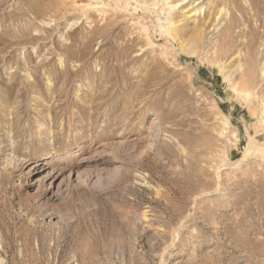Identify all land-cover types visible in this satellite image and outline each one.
Here are the masks:
<instances>
[{"label":"rangeland","instance_id":"374dc122","mask_svg":"<svg viewBox=\"0 0 264 264\" xmlns=\"http://www.w3.org/2000/svg\"><path fill=\"white\" fill-rule=\"evenodd\" d=\"M0 264H264V0H0Z\"/></svg>","mask_w":264,"mask_h":264},{"label":"bare ground","instance_id":"6f19581e","mask_svg":"<svg viewBox=\"0 0 264 264\" xmlns=\"http://www.w3.org/2000/svg\"><path fill=\"white\" fill-rule=\"evenodd\" d=\"M198 15V13L196 12V11H194L193 10V12H192V14L189 16L190 17V19L193 17H196ZM204 21V20H203ZM204 24V23H203ZM202 26V25H201ZM206 26V25H205ZM79 149V148H78ZM80 150V149H79ZM78 150V151H79ZM66 151V153L64 154V157H71V156H77V153H74V151L73 150H71V149H66L65 150Z\"/></svg>","mask_w":264,"mask_h":264}]
</instances>
